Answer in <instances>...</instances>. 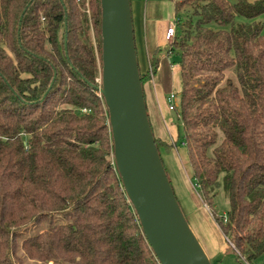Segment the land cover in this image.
<instances>
[{
  "label": "trees",
  "instance_id": "1",
  "mask_svg": "<svg viewBox=\"0 0 264 264\" xmlns=\"http://www.w3.org/2000/svg\"><path fill=\"white\" fill-rule=\"evenodd\" d=\"M171 1L173 143L186 148L209 209L225 191L226 216L209 211L227 245L255 261L264 254V27L254 19L264 0ZM162 50L140 72L145 102ZM101 67L100 0H0V264H160L115 165ZM151 128L159 151L174 146ZM30 225L44 229L21 239Z\"/></svg>",
  "mask_w": 264,
  "mask_h": 264
},
{
  "label": "water",
  "instance_id": "2",
  "mask_svg": "<svg viewBox=\"0 0 264 264\" xmlns=\"http://www.w3.org/2000/svg\"><path fill=\"white\" fill-rule=\"evenodd\" d=\"M101 86L113 158L160 264H212L176 198L148 117L130 0H100Z\"/></svg>",
  "mask_w": 264,
  "mask_h": 264
},
{
  "label": "crops",
  "instance_id": "3",
  "mask_svg": "<svg viewBox=\"0 0 264 264\" xmlns=\"http://www.w3.org/2000/svg\"><path fill=\"white\" fill-rule=\"evenodd\" d=\"M153 2L154 0H146L143 6V21L145 32L144 44L146 47L148 59L155 47H164L166 40L165 33L169 24H171H167L166 22H164L160 26V28H158V24L157 22H155V17L157 16L155 15L154 10V5L156 3ZM178 78V71L174 70L173 68L171 73L172 80H169L167 82V77L163 76L162 65L160 64V69L157 75L151 80V84H153L152 87L148 84L146 90V105L149 112V119L154 129V133L156 136L166 141L170 140V142L172 143L173 138L176 135L173 132L175 130L172 129V124L169 125L166 123L161 110L163 111V108H165L166 106L168 94L170 92H175L176 86L178 84ZM169 114L168 116H170L171 120H174V115L172 116ZM173 145L174 146L167 151H162L161 148L160 153L164 163L166 162L168 164L166 165L165 163V166L168 170V173L171 174L170 178L171 183L174 187V193L176 194V196H178L177 198L186 213L185 215H187L186 217L189 222L190 228L200 241V244L202 245L207 256L210 260L215 259L219 256V254H222L226 249V246H228L226 243V239L208 209L203 206L202 200L195 191L194 186L191 184L190 180H187V178L181 171L183 168V164L181 163V160L178 159L177 155L179 154V147H182L184 145H180L179 147L174 143Z\"/></svg>",
  "mask_w": 264,
  "mask_h": 264
},
{
  "label": "rangeland",
  "instance_id": "4",
  "mask_svg": "<svg viewBox=\"0 0 264 264\" xmlns=\"http://www.w3.org/2000/svg\"><path fill=\"white\" fill-rule=\"evenodd\" d=\"M145 1L146 0H130L131 9H132L133 24H134L135 42L137 44L138 65H139V69H140L141 73H145L147 71L148 61H149L148 55L146 53V47L144 44L145 32H144V21H143V17H144L143 6H144ZM231 1L234 2L235 0H231ZM248 1L252 2L254 0H248ZM153 3H156L154 5V10H155V15L157 16V17H155V22H157L158 28H160V26L164 22H166L167 24L168 23H175L174 22L175 19H174L173 2L171 0H154ZM246 20L247 19L242 17V16H236L234 22H235V24H237V23H240V22H243ZM254 20L261 22L263 24V27H264V14L258 16ZM154 26H156V25H154ZM160 57L162 58V61H161L162 74L164 77H167V82H168L169 80H172L171 79L172 69L174 68V70H176V71H178V69H179V58L180 57L177 53L167 54L165 47H163V50L160 52ZM174 79H173V81H174ZM97 82L100 83L99 78L97 79ZM149 85H151V87H152L153 84L150 83ZM170 93H172V92H170ZM166 107H168V102H166V106H165V108H163V111L161 110V112L165 118L166 123L169 125L172 124L173 130L176 131L179 129L181 132L180 123L176 120V117L173 114V112H170V114H169L170 110L168 111V108H166ZM168 114L172 115V116L174 115V120H171V118H170V116H168ZM175 131H173V132L175 133ZM180 145L181 144H177L178 147ZM163 150H166V149L162 148V151ZM177 157L179 160H181V163L183 164V168L181 166V168H182L181 171H182L183 175L187 178V180H190L191 184L193 185L194 182L191 179V168H190V165H189L188 160H187V151H186V148L184 146L179 147V154L177 155ZM166 165H168V164L166 163ZM167 174H168L169 180L171 182V178H170L171 174L168 173V170H167ZM171 185H172V183H171ZM172 188L174 189L173 185H172ZM195 191L197 192L196 188H195ZM197 194H198V192H197ZM177 197L178 196H176V198ZM199 197H200V195H199ZM200 199L202 200L201 197H200ZM177 200H178V198H177ZM178 202L180 204L179 200H178ZM202 203H203V206L206 207V209H208V211L213 210L217 214V216H219V217L226 216L227 211L229 209V204H228V200L226 197V193L221 187L218 188L217 194L215 195V197L213 199V203H212V206L210 207V209L206 205L204 197H203ZM180 207H181V209L185 215L186 213H185L183 207L181 206V204H180ZM210 214H211V212H210ZM186 216L187 215H185V217ZM186 219H187V217H186ZM41 229H44V227L43 226L30 225L21 231L20 237H21V239L25 238L27 236H30V235L35 234L37 232H40ZM215 259L210 260L212 264H264V254L262 255L261 258H258L255 261L254 260L248 261V260H245L244 258L239 257L229 246H226V249L223 251V253L219 254V256L216 257ZM25 264H31V262H29L28 260H25Z\"/></svg>",
  "mask_w": 264,
  "mask_h": 264
},
{
  "label": "built area",
  "instance_id": "5",
  "mask_svg": "<svg viewBox=\"0 0 264 264\" xmlns=\"http://www.w3.org/2000/svg\"><path fill=\"white\" fill-rule=\"evenodd\" d=\"M175 30H176L175 23L169 24V26L166 30V33H165L166 40L169 41L173 38V36L175 34ZM167 102H168V109L172 110L174 105H175V102H176L175 92H172L167 96ZM83 111H85V109Z\"/></svg>",
  "mask_w": 264,
  "mask_h": 264
}]
</instances>
